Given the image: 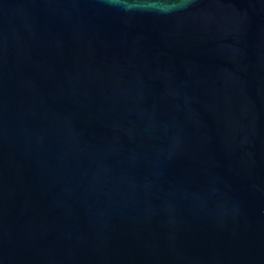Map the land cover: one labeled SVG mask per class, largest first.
I'll list each match as a JSON object with an SVG mask.
<instances>
[{
    "label": "water",
    "instance_id": "1",
    "mask_svg": "<svg viewBox=\"0 0 264 264\" xmlns=\"http://www.w3.org/2000/svg\"><path fill=\"white\" fill-rule=\"evenodd\" d=\"M0 264H264V0H0Z\"/></svg>",
    "mask_w": 264,
    "mask_h": 264
}]
</instances>
